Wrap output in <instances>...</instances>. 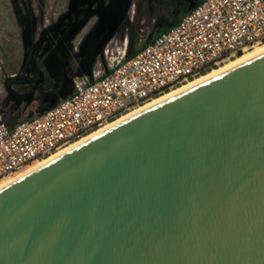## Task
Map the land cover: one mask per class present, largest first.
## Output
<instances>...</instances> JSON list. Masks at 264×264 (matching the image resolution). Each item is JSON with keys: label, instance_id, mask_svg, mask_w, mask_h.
I'll list each match as a JSON object with an SVG mask.
<instances>
[{"label": "water", "instance_id": "obj_1", "mask_svg": "<svg viewBox=\"0 0 264 264\" xmlns=\"http://www.w3.org/2000/svg\"><path fill=\"white\" fill-rule=\"evenodd\" d=\"M131 2L99 11L75 75ZM0 264H264V47L0 187Z\"/></svg>", "mask_w": 264, "mask_h": 264}, {"label": "built area", "instance_id": "obj_2", "mask_svg": "<svg viewBox=\"0 0 264 264\" xmlns=\"http://www.w3.org/2000/svg\"><path fill=\"white\" fill-rule=\"evenodd\" d=\"M262 42L264 0H200L131 54L126 44L120 55L107 58L106 44L91 78L74 75L65 97L12 125L0 121V176Z\"/></svg>", "mask_w": 264, "mask_h": 264}, {"label": "flooded vegetation", "instance_id": "obj_3", "mask_svg": "<svg viewBox=\"0 0 264 264\" xmlns=\"http://www.w3.org/2000/svg\"><path fill=\"white\" fill-rule=\"evenodd\" d=\"M111 1L0 0V24L3 11L9 12L21 34L22 54L18 68L4 74L0 83L4 90L0 97V108L5 111L14 106V121L24 117L29 106L30 110L44 107L68 87L74 75L81 70V64L89 60L91 51L98 44L97 40L102 38L103 35L98 33L93 41L87 42L100 19L99 11ZM141 1L132 0L126 16L106 43L125 28L129 32L128 49L138 46L148 35H154L174 22L189 4L197 0H175L171 6L157 13L150 23L148 21L145 25L144 20L129 29V25H126L130 23L127 21L129 15L131 12L135 15L136 5ZM146 1L150 7L151 0ZM99 56L98 53L94 57L92 67Z\"/></svg>", "mask_w": 264, "mask_h": 264}, {"label": "rangeland", "instance_id": "obj_4", "mask_svg": "<svg viewBox=\"0 0 264 264\" xmlns=\"http://www.w3.org/2000/svg\"><path fill=\"white\" fill-rule=\"evenodd\" d=\"M151 6L148 7L147 1H141L140 4L136 5L137 9L134 13H130L129 20L130 23L129 29L134 27V24L144 21L146 23H150L154 16L163 10L165 7L171 6L175 3V0H151ZM161 4V5H159ZM167 5V6H166ZM186 10H184L181 14H183ZM3 17V28L6 32H2L4 36L0 33V71L4 72L7 69H11L18 66V62L20 61V57L22 54L21 43L19 42L20 33L17 30V23L11 13H7L6 11L2 13ZM122 29H124L122 31ZM118 34L107 43V48L109 49L106 53V57L108 58L110 55L116 56L122 53L123 49L126 47L129 32L125 28H122ZM144 29L147 30V27L144 26ZM13 35H16L17 41L14 42ZM11 39H8V37ZM4 37V38H3ZM13 38V39H12ZM15 61L17 64H15ZM25 114H27L25 112ZM1 178V177H0Z\"/></svg>", "mask_w": 264, "mask_h": 264}, {"label": "bare ground", "instance_id": "obj_5", "mask_svg": "<svg viewBox=\"0 0 264 264\" xmlns=\"http://www.w3.org/2000/svg\"><path fill=\"white\" fill-rule=\"evenodd\" d=\"M263 47H264V42L259 43V44H255V45L252 46L251 48H249V49H245L243 52H241L240 54H238V55H236V56L230 58L229 60L225 61L224 63H222V64H220V65H218V66H216V67H213L211 70H208L206 73H203V74H201L200 76H197V77H195V78H193V79H190V80H188L187 82H184V83H182L181 85H178V86H176V87L170 89L169 91H166L165 93L160 94L159 96L153 98L152 100L147 101L146 103H144V104H142V105H139V106L135 107L134 109H131L130 111H127L126 113H124V114H122L121 116L117 117L115 120H113V121H111V122H108L107 124H105V125H103V126H100V127H98L97 129H94V130L91 131L90 133H88V134L84 135L83 137L77 139L76 141H74V142L68 144L67 146H65V147H63V148H61V149H59L58 151H56V152H54V153H52V154H50V155H48V156H46V157H44V158H42V159H38V160H34V161H32L31 163L27 164L25 167H23V168L20 169L19 171L12 172V173H9V174L1 175V176H0V177H1V178H0V187L6 185L7 183H9V182L15 180V179L18 178V177L24 175L25 173H27V172L33 170L34 168H36V167L42 165L43 163L49 161L50 159H52V158L58 156V155L61 154V153L67 151L68 149H70V148L76 146L77 144H79V143L83 142L84 140L90 138V137L93 136L94 134H97L98 132H101L102 130H104L105 128L111 126L112 124H114V123H116V122H118V121H120V120L126 118L127 116H129V115L135 113L136 111H138V110L144 108L145 106H147V105H149V104H151V103H153V102L159 100L160 98H162V97H164V96H166V95H168V94H170V93H172V92H174V91H176V90H178V89H180V88L186 86L187 84H189V83H191V82H193V81H195V80H197V79H199V78H201V77H203V76H205V75H207V74H209V73H211V72H213V71H215V70H217V69H219V68H221V67H224V66H226V65H228V64H230V63H232V62H234V61H236V60H238V59H240V58H242V57H244V56H246V55L252 53V52H255V51H257V50H259V49H261V48H263Z\"/></svg>", "mask_w": 264, "mask_h": 264}, {"label": "crops", "instance_id": "obj_6", "mask_svg": "<svg viewBox=\"0 0 264 264\" xmlns=\"http://www.w3.org/2000/svg\"><path fill=\"white\" fill-rule=\"evenodd\" d=\"M0 33L4 36V34L2 33V32H6L5 31V29L3 28V20H2V23L0 24ZM18 31H19V27H18V29H17ZM19 33H20V31H19ZM8 37V36H7ZM4 38V37H3ZM13 38H14V42L15 41H17V39H16V35H13ZM12 38V39H13ZM8 39H11V38H9L8 37ZM19 42L21 43V34H20V37H19ZM15 64H17V62L15 61ZM17 68L18 67H14V68H11V69H7L6 71H4V72H1L0 71V83H1V78L4 76V74H7V73H11V72H14V71H16L17 70ZM3 93H4V90L2 89V87H1V85H0V97L3 95ZM31 111H34V110H30V106H29V108H26V113L27 114H29ZM34 113H36V112H34ZM26 114V115H27ZM25 115V116H26Z\"/></svg>", "mask_w": 264, "mask_h": 264}, {"label": "trees", "instance_id": "obj_7", "mask_svg": "<svg viewBox=\"0 0 264 264\" xmlns=\"http://www.w3.org/2000/svg\"><path fill=\"white\" fill-rule=\"evenodd\" d=\"M197 1H200V0H197ZM178 20V18H176L175 20H174V22L175 21H177ZM166 27V26H165ZM165 27H163V28H161L159 31H161L162 29H164ZM158 31V32H159ZM158 32H156V33H158ZM155 33V34H156ZM154 35H152L150 38H146V39H144L138 46H135V47H133V48H129L128 49V54H131V53H133V52H135L138 48H140V47H142L146 42H148L152 37H153Z\"/></svg>", "mask_w": 264, "mask_h": 264}]
</instances>
